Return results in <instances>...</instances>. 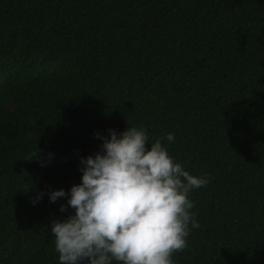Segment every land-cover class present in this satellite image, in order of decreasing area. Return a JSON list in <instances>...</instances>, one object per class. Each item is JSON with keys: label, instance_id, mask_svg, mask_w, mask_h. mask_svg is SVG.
Here are the masks:
<instances>
[{"label": "trees", "instance_id": "obj_1", "mask_svg": "<svg viewBox=\"0 0 264 264\" xmlns=\"http://www.w3.org/2000/svg\"><path fill=\"white\" fill-rule=\"evenodd\" d=\"M127 124L209 177L174 264H264V0H0V264H60L46 193Z\"/></svg>", "mask_w": 264, "mask_h": 264}, {"label": "clouds", "instance_id": "obj_2", "mask_svg": "<svg viewBox=\"0 0 264 264\" xmlns=\"http://www.w3.org/2000/svg\"><path fill=\"white\" fill-rule=\"evenodd\" d=\"M107 132V137L94 134L102 142L99 151L79 157L80 182L67 192L46 193L50 202L65 197L73 210L49 223L58 261L174 264L173 253L186 248L191 229L199 227L189 194L206 186L209 177L190 174L168 153L162 139L174 142L171 132L151 142L143 127L127 124L120 132ZM66 139L89 144L84 135ZM44 195L38 190L31 203Z\"/></svg>", "mask_w": 264, "mask_h": 264}]
</instances>
